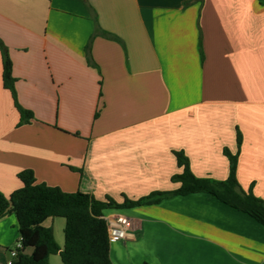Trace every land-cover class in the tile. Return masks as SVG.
<instances>
[{
  "label": "crops",
  "instance_id": "0c3cea01",
  "mask_svg": "<svg viewBox=\"0 0 264 264\" xmlns=\"http://www.w3.org/2000/svg\"><path fill=\"white\" fill-rule=\"evenodd\" d=\"M0 40L34 116L20 124L0 51L4 195L24 170L98 200L174 191L180 150L195 176L225 181L240 132L237 179L264 200V0H0ZM121 217L114 264H264V225L204 192L104 210ZM65 223L44 222L61 248ZM19 240L16 216L1 219L0 264Z\"/></svg>",
  "mask_w": 264,
  "mask_h": 264
},
{
  "label": "trees",
  "instance_id": "16d2710c",
  "mask_svg": "<svg viewBox=\"0 0 264 264\" xmlns=\"http://www.w3.org/2000/svg\"><path fill=\"white\" fill-rule=\"evenodd\" d=\"M0 51L3 85L12 94L14 105L20 113V124L29 122L34 118L33 113L24 109L18 101L12 61L1 40ZM241 144L242 135L238 132L237 153L232 154L224 149L229 160V176L225 181L195 176L185 152L173 151L182 171L173 175L172 181L180 183V187L174 191H153L139 199L125 196L122 202L110 196L98 200L81 191L64 192L59 187L37 183L32 170L21 171L18 174L23 183L20 189L10 196L0 191V220L11 214L16 216L22 244L11 264H50L52 255H60L63 264H114L110 257L111 241L104 210L157 204L174 195L204 192L264 225V200L253 193L252 187L245 191L237 179ZM48 218L65 219L63 248L57 243L53 229L44 225ZM27 249H31L30 254L25 253Z\"/></svg>",
  "mask_w": 264,
  "mask_h": 264
},
{
  "label": "built area",
  "instance_id": "2783aa9c",
  "mask_svg": "<svg viewBox=\"0 0 264 264\" xmlns=\"http://www.w3.org/2000/svg\"><path fill=\"white\" fill-rule=\"evenodd\" d=\"M130 227V223L126 218H119L118 223L110 224L108 223V233L110 241H119L126 239L127 235V229ZM22 247V244L20 241H18L16 250L10 251V257L11 260L8 262V264H11L12 259L17 255V250Z\"/></svg>",
  "mask_w": 264,
  "mask_h": 264
},
{
  "label": "rangeland",
  "instance_id": "374dc122",
  "mask_svg": "<svg viewBox=\"0 0 264 264\" xmlns=\"http://www.w3.org/2000/svg\"><path fill=\"white\" fill-rule=\"evenodd\" d=\"M57 219V221L58 222H66L65 221V219L64 218H56ZM58 224V223H57ZM56 228H57V226H56ZM56 234H57V236H58V228L56 229ZM61 235H63L64 236V231H61V233H60ZM20 241V240H19ZM17 244H18V241H16V242H14V244L13 245H11L9 248H8V250H16V248H17ZM6 248V247H5ZM9 255V254H8ZM9 258L11 259V257H10V255H9Z\"/></svg>",
  "mask_w": 264,
  "mask_h": 264
}]
</instances>
